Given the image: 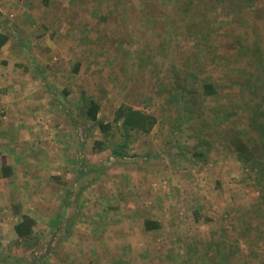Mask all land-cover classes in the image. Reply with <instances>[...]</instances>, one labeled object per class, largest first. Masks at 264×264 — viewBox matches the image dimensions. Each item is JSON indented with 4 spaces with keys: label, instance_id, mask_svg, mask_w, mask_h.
Instances as JSON below:
<instances>
[{
    "label": "rangeland",
    "instance_id": "rangeland-1",
    "mask_svg": "<svg viewBox=\"0 0 264 264\" xmlns=\"http://www.w3.org/2000/svg\"><path fill=\"white\" fill-rule=\"evenodd\" d=\"M127 3L129 11H117L110 0L89 19L94 33H102L93 72L99 79L88 91L102 120L112 122L123 103L155 115L150 132L133 133L131 156L116 163L127 162L134 173L146 167L164 173L153 183L171 207L163 211V236L156 241L141 231L140 213L113 207L96 226L85 208L73 226L85 241H63L72 226H59L36 253L0 256V264H99L102 255L117 264H264V189L227 143L241 130L264 160V138L246 124L264 98V0H193L185 11V0ZM77 9L90 12L87 3ZM59 12L63 18L66 12ZM126 218L135 228L129 244L120 224ZM15 244L19 251L27 245Z\"/></svg>",
    "mask_w": 264,
    "mask_h": 264
},
{
    "label": "crops",
    "instance_id": "crops-1",
    "mask_svg": "<svg viewBox=\"0 0 264 264\" xmlns=\"http://www.w3.org/2000/svg\"><path fill=\"white\" fill-rule=\"evenodd\" d=\"M3 1L12 13L0 21L4 38L0 105L5 110V118H0V256L36 253V245L50 241L52 232L63 225L72 226L71 233L65 230L63 241H85L86 235L73 228L85 208L92 209L91 222L96 226L113 207L129 215L140 213V230L160 240L163 211L171 207L157 194L163 193L162 186L153 183L164 173L151 167L134 173L127 162L116 163L109 148L93 150L100 132L80 116L81 92L99 103L88 83L99 79L93 72L102 31L94 33L89 19L93 21L99 15L96 11L110 0H8L6 5ZM112 1L117 11H129L127 0ZM83 3L90 8L84 11L90 12L77 9ZM59 11L66 12L63 18ZM117 164L124 166L122 173H116ZM25 215L33 220L32 232L20 238L14 226ZM126 219L120 224L129 244L135 228L131 218ZM145 220L156 226L145 228ZM16 241L27 245L19 251ZM79 252L84 257V249ZM100 258L99 264H117L107 256Z\"/></svg>",
    "mask_w": 264,
    "mask_h": 264
},
{
    "label": "trees",
    "instance_id": "trees-1",
    "mask_svg": "<svg viewBox=\"0 0 264 264\" xmlns=\"http://www.w3.org/2000/svg\"><path fill=\"white\" fill-rule=\"evenodd\" d=\"M192 2L193 0H185V5L181 7L182 10H188V5ZM3 40L4 38L0 36V43ZM262 77L263 75L261 80ZM205 88L207 93L212 94L214 92L210 85H205ZM80 100L82 107L80 116L83 118L84 123H93L101 135L100 139H95L92 142L93 150L99 151L109 148L112 156L116 158L124 159L131 156L128 147L133 133H148L156 123L154 114L124 103L115 110L112 122L104 121L98 117L100 105L95 99L86 95L85 92H81ZM255 106L258 109H253V113L248 117L246 124L248 129L250 128L264 138V121L262 119L264 115V98ZM240 131L234 129L228 135V146L232 150L234 158L241 164L242 169L248 173H253L256 182L264 189V160L256 156L254 150L249 146L248 140L241 135ZM116 133H118V137H116ZM144 224L147 229L156 226V222L151 220H145ZM32 225L33 220L25 215L23 220L14 226V231L18 237L26 238L32 232Z\"/></svg>",
    "mask_w": 264,
    "mask_h": 264
},
{
    "label": "built area",
    "instance_id": "built-area-1",
    "mask_svg": "<svg viewBox=\"0 0 264 264\" xmlns=\"http://www.w3.org/2000/svg\"><path fill=\"white\" fill-rule=\"evenodd\" d=\"M7 17L6 12L4 11V8L0 6V20H3L4 18ZM3 18V19H2ZM2 32V27L0 26V33ZM0 118H5V110L2 108L0 105Z\"/></svg>",
    "mask_w": 264,
    "mask_h": 264
}]
</instances>
